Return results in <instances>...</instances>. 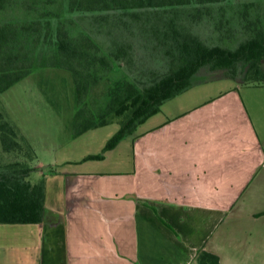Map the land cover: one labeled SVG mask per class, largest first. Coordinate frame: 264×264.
<instances>
[{"label":"crops","instance_id":"obj_1","mask_svg":"<svg viewBox=\"0 0 264 264\" xmlns=\"http://www.w3.org/2000/svg\"><path fill=\"white\" fill-rule=\"evenodd\" d=\"M162 114L131 163L51 167L43 222L0 225V264H264V145L239 88Z\"/></svg>","mask_w":264,"mask_h":264},{"label":"trees","instance_id":"obj_2","mask_svg":"<svg viewBox=\"0 0 264 264\" xmlns=\"http://www.w3.org/2000/svg\"><path fill=\"white\" fill-rule=\"evenodd\" d=\"M6 8L32 18L0 21V95L37 66L69 71L76 106L73 136L119 120L105 150L188 90L201 70L232 80L241 75L243 83L264 85V18L249 20L246 14L256 9L264 16V0H0V11ZM228 8L245 13L244 38L234 47L206 43L194 26L207 21L210 12ZM61 10L78 14L82 23L92 21L97 34L92 29L73 34L70 27L77 24L61 17ZM137 48L150 51L140 63ZM150 59H156L161 73L145 67ZM124 68L127 74L120 75ZM113 72L119 77L111 78ZM90 94L94 97L88 103ZM36 158L29 138L0 110V225L43 222V184L28 180ZM197 261L219 264L204 251Z\"/></svg>","mask_w":264,"mask_h":264},{"label":"rangeland","instance_id":"obj_3","mask_svg":"<svg viewBox=\"0 0 264 264\" xmlns=\"http://www.w3.org/2000/svg\"><path fill=\"white\" fill-rule=\"evenodd\" d=\"M54 12H56L54 10ZM26 11L6 8L0 11V21H14L32 18ZM247 18H264L262 10L247 12ZM243 10L228 8L226 12L214 10L208 14L207 21L195 25L197 32L208 44L234 47L246 34L244 29L246 21ZM257 15V16H256ZM61 17L72 18L77 26L70 27L75 34L83 30L97 34L92 21L81 22L78 14L64 13ZM85 21V20H84ZM228 34L230 36H228ZM229 37V38H228ZM137 60L143 61V54L150 53L148 48H137ZM46 57V56H45ZM47 58V57H46ZM150 59L149 61H151ZM150 64V65H148ZM145 67H155L152 71L162 72V67L152 60ZM264 71V63H263ZM120 75L127 74V68L120 69ZM113 74V75H112ZM111 78H117L116 72ZM222 76L221 72H206L201 70L193 80L192 86L163 104L160 113L139 125L132 134L125 137L116 147L105 150L107 142L118 132L120 123L113 119L111 123L96 129L89 130L79 136H73V120L75 113L74 84L72 74L62 68L37 66L31 74L22 79L6 92L0 95V110H2L22 132L29 138L35 149L36 160L32 166H41V169L30 173L28 180L32 184L45 182L48 171L52 167L60 171H78L84 168L97 171H107L118 165L121 159H131L136 141L164 121L162 111L168 114L189 106L201 96H211L238 87L250 117L260 135L264 145V85L243 83ZM94 94H90L88 103L92 102ZM90 156H102L99 160H87ZM118 161V162H117ZM117 162V164H116Z\"/></svg>","mask_w":264,"mask_h":264}]
</instances>
